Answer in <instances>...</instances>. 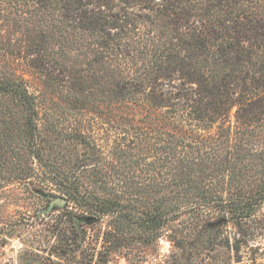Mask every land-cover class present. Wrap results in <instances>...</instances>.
I'll return each instance as SVG.
<instances>
[{
	"label": "trees",
	"instance_id": "obj_1",
	"mask_svg": "<svg viewBox=\"0 0 264 264\" xmlns=\"http://www.w3.org/2000/svg\"><path fill=\"white\" fill-rule=\"evenodd\" d=\"M2 22L0 166L36 158L47 210L75 229L109 217L118 248L166 237L191 263L223 246L264 264V0H0ZM28 76L77 93L68 168Z\"/></svg>",
	"mask_w": 264,
	"mask_h": 264
},
{
	"label": "rangeland",
	"instance_id": "obj_2",
	"mask_svg": "<svg viewBox=\"0 0 264 264\" xmlns=\"http://www.w3.org/2000/svg\"><path fill=\"white\" fill-rule=\"evenodd\" d=\"M1 32L14 49L12 29L2 22ZM59 75L57 80L61 81L64 74ZM28 77L31 90L38 96L37 105L46 114L39 129L51 144L48 148L50 163L68 168L70 157L74 158L76 152L82 150L81 145L70 138L81 116L71 107L72 98L68 95L77 93L68 91L64 85L42 84ZM85 114L97 116L90 109ZM97 119L90 123L91 119L86 117L85 127L102 145L105 142L102 125L100 118ZM2 162L9 163L0 166V264H212L220 260L234 264L231 252L223 246L208 251L210 257H197L196 262L191 263L192 260L186 259L187 254L174 247L166 237L148 245L131 240L127 248L115 247L117 239L106 234L109 217L92 223L81 222L75 229L63 211L46 209V202L36 193L37 188L46 183L36 158L22 151L14 158L11 154L5 155ZM75 238L77 244H72Z\"/></svg>",
	"mask_w": 264,
	"mask_h": 264
},
{
	"label": "water",
	"instance_id": "obj_3",
	"mask_svg": "<svg viewBox=\"0 0 264 264\" xmlns=\"http://www.w3.org/2000/svg\"><path fill=\"white\" fill-rule=\"evenodd\" d=\"M89 222V221H88Z\"/></svg>",
	"mask_w": 264,
	"mask_h": 264
}]
</instances>
